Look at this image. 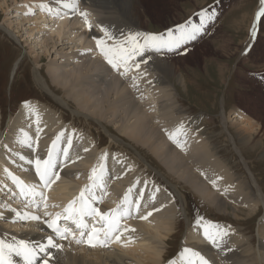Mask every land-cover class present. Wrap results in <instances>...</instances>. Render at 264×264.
<instances>
[{
    "label": "bare ground",
    "instance_id": "bare-ground-1",
    "mask_svg": "<svg viewBox=\"0 0 264 264\" xmlns=\"http://www.w3.org/2000/svg\"><path fill=\"white\" fill-rule=\"evenodd\" d=\"M39 1L40 0H29V10L32 8V10L40 9L43 12L46 11L45 13L48 14V18L60 17L62 20L60 21L57 19L58 22L51 26V28L54 26L56 27L55 33L58 34V36L65 33L66 30L64 27L67 26L68 28L69 24H72V26L77 28L84 38L88 39V44H86V40V46L82 44L83 47L81 46V48L79 44H73V39H70V42L67 43L69 46L71 45L69 52L72 55L69 56L65 54L67 58L65 59L66 62L64 61L65 64L62 66L63 73H58L54 76L53 72L50 74V70H46L51 75L54 82L53 84L60 87V90L64 91L66 99L64 96H58V94L54 92L56 89L50 87V75L46 76L39 68H35L34 80L37 86L39 88L41 87L46 92L51 93L55 98V102L60 104L62 108L61 111L59 110V107H56L55 109L52 107L49 109L47 103L37 100L27 101L30 104L29 107V104H26V101H24V106L21 108L22 112L18 118L19 124L12 127L11 133L9 134L15 142V144L11 143L14 145L12 151L7 152L9 146V144H6V142H8L7 139L0 142V148L2 147L4 152H6L4 154L6 157L4 158L2 154H0V179L3 181L8 180L7 184H9L11 180L10 183L14 184L12 175L6 174V171L9 167V156L12 155L11 159L18 160V157L15 156V149L31 151L34 154L32 160L37 157L46 159L56 136L63 131L65 133L64 137H62L56 144V151L59 153L57 171L60 173V178L55 181L51 189H44L49 199L48 204L50 205L47 211L56 210L58 212L70 201L78 197L81 190L86 185L92 183L90 180L92 168H99L101 164H103L105 166L103 185L94 188L93 192L96 195H101L103 198L104 196L107 197L105 201L106 205L112 204L102 207L106 212L110 209L117 208L118 206H123L124 198L127 195L129 200L133 202L130 215L131 218L126 221V224H123L130 227L128 222L132 219L135 220L136 223L134 225L139 229V236H136V239L132 237L131 239L128 236L130 232H126V235L124 234L119 242L113 243L114 246L108 250L114 249V251L109 252L111 254L108 255V257L104 255L105 253H108L106 250H89L83 247L80 250L83 253H79L80 251H77L80 248L79 246H75L69 242H61L60 244L63 245L61 251L51 250L54 253L55 264H131L135 260L138 261V264H165L168 261L165 260V258L169 256V253L171 252L168 251L170 250L169 241L172 240L171 238L174 236V233L178 232L180 221H176L178 219L172 220L170 216L172 211L170 212L169 209V202L166 196L167 192L162 188H158V186L153 183L154 181L146 179L145 175L140 173V171H133L132 162L121 158L122 155L115 151L118 149L128 156L130 155L136 160L138 159L139 163L142 162L147 164L149 172L159 173L160 176L164 174L165 177L164 170L171 175L173 173L179 174L178 172L180 168L185 167L187 169L186 175L185 170H182V174L178 175L180 181L185 185L184 189L189 187L194 195H196L201 201V197H203L204 202L211 201L212 204H214V211L218 213H233L237 217L247 215L246 217L249 219L252 216V213L255 212V209H250L249 206L252 202L256 203V209L259 207L264 209V191L262 186L257 182L252 168H249V162L246 160L245 153L241 151V148L237 147V141H239L240 144L249 145L251 148L258 147V143L263 142L262 140L254 139L255 131L257 134L259 132H264V122L262 124V120L254 114V112L258 110L264 113V110L261 109L262 107H259L260 109L257 108V104L259 103L256 105L253 103L251 105L252 108L249 106H245V108L249 113H253V117L259 122V124H261V127L260 125L256 128L254 125L249 127V123L246 124L242 122L244 117L239 114L244 113L237 110V107L235 108L234 112L237 114V116L235 115V123L237 122L238 124V136H235L229 130L228 124L231 123L233 119L228 118L227 114H225V106H222L223 110L220 113L222 121L221 125L223 126V130H225L224 132H221V134L226 133L228 136L227 139L234 147V150L239 152L240 161L246 167L249 177L246 175H243L244 177L240 174L238 175L236 171V173L230 172L234 167L230 165L229 158V162L224 160L227 163L222 162L220 156L218 158L217 153H219L218 150L220 146L216 145L214 141L220 134H216L207 129V123L211 122L209 119L210 117L203 113L199 116L193 115L194 117H192L190 116L191 114H182L184 111H178V108L175 109L176 104L179 102L177 99L175 100L174 95L172 96L171 90H175L176 94L179 95L180 92L176 83H173L171 78L177 80L176 82L180 85H184L186 87L185 90L189 92V87H191V85L188 83V80L182 71L183 65H189V59L194 58L193 56L197 51V53L203 55V59H205L209 51L208 44H212L213 39L203 40L204 42L199 43L201 44H198L199 46L192 44L195 48L187 54L181 51V55L165 57L162 52L156 53L154 51H148L144 54L143 59L147 62L141 63L142 69L140 68L138 71L134 69L128 74V76H122L107 64L99 52L96 40H107L104 29H107L108 33L115 37L116 40L121 39L122 36L127 35L129 32L148 33V29L146 28L148 24V20H146V12L139 0H79L78 9L74 10L75 13L86 11L88 14V20H93L98 23L99 31H95L93 27L89 29L84 18L80 15L69 20L66 17L68 16L66 12L71 11L73 8L66 7L67 11H59V15H57L55 7H65L66 0ZM1 9L2 4L0 2V11ZM15 16L18 15L15 14ZM248 16L249 10L245 11L243 15L239 17L241 19L236 21L238 24L237 27L241 24H244L245 26L249 18ZM42 19L43 18H41V20ZM64 19L69 20L68 22L70 23H66L63 21ZM36 22L38 23V21ZM92 26L95 25L92 24ZM262 29L264 31V23L261 24L259 36H261ZM217 32H219V28H217ZM42 42L43 41L41 40V43ZM107 42L111 44L116 41L107 40ZM251 42L252 37L246 46H249ZM246 46L243 48L245 49ZM231 47L232 40L226 37L224 39V44H221V49L226 50L225 53L227 56H229L230 53H233ZM87 52H89L91 56L84 57ZM242 53H244V51ZM242 53L239 52V56H243ZM139 59L140 58H137V60ZM43 60L44 57L38 56L37 63L38 61ZM73 64L75 66H73ZM219 72L220 76L218 75V81H222L223 83L225 80V67ZM60 76L65 79V82L60 80ZM132 76L139 77L136 81V87L132 86ZM212 80L215 79L213 78ZM60 82L62 83L59 85ZM188 84L190 86H188ZM151 87H154V89L150 91ZM143 93L144 95L139 99L140 103L134 101L136 96L142 95ZM153 97H157L158 100H155ZM170 99L174 100L172 101L173 103H166ZM152 100L154 101L150 104ZM69 101L73 103L75 102L74 104H76L77 107L72 109V104H70ZM65 107L69 110L71 109V113L76 115L75 117L77 118L82 117L89 121V119H91L90 117L96 118L94 116H99L102 120L105 119L104 122L100 119L99 123L101 127L105 128L106 132L110 133L111 141L108 144V149L105 147L106 145L104 146L105 149H100L101 147L99 145L101 144V139L96 134L92 135L89 132V129L85 131L73 126V123L65 124V121L63 120L64 118L61 115V112L64 113L63 109H65ZM169 107H171V109H169ZM90 108H94L93 114L88 111ZM138 108H140L139 111L148 108L146 110H151L152 113L150 115L145 114V119L140 124L138 123L139 125L136 126V128L132 127L131 130L129 129L130 131L128 130L129 132H125L123 127H127L125 124L126 120H128L130 115H136V110ZM167 110L168 113L166 112ZM124 111L125 115L120 116L121 118L119 120L116 118L109 119V117H107L108 114L124 113ZM2 112L4 111L2 110ZM2 112L0 116V128L3 127L2 119L4 115ZM157 113L162 116V119ZM244 115L245 117H248V115ZM160 120H162V122H160ZM80 122L82 121L80 120ZM117 122H121L120 126H116L117 132L123 134L121 136L119 135V137L116 133H112L114 132L113 129H110L111 125L117 124ZM181 123L184 124L187 130L184 148L173 143L167 134L168 131L174 130ZM249 129L252 131V138L250 133H248ZM162 135L166 137V140H161ZM203 137L204 140L208 139V142L210 140L209 145H212L214 152L209 154V149L206 151V148L210 147L208 146V143H206L207 146L204 145L202 142ZM68 139L72 140V148L69 150V159L65 160L62 155V150L67 147L66 141ZM25 140L32 145L31 148L28 147ZM137 144L140 145L141 148H144L148 154L145 155L140 148H137ZM96 145L98 147H96ZM204 146H206V148H204ZM105 153H107V159L102 161L101 156ZM138 155H141L142 157ZM148 155L157 161L159 164L158 167L154 166L153 168L152 164H150L151 162L147 159L148 157L146 158ZM222 159L225 158L223 157ZM21 164L22 165H20V162H15L12 166H14L15 170L21 169L18 168L17 165H20L25 169L27 168L26 170L30 172L28 173L26 170L25 171L29 176L22 175L16 177L26 184L36 185L37 190H39L42 182L39 180V176L35 173V165L32 167L27 161H25V163L21 162ZM232 164H234V162ZM223 166L227 167L228 171H221ZM82 169H84V171L86 170L87 173L83 174ZM161 170H163V172H161ZM210 179L215 183L209 181ZM236 182L241 184L238 188L234 187ZM157 188L159 191H156ZM52 189L54 190L51 196ZM167 189L174 194L175 201L180 207L179 210L183 211L184 214H189L187 195L182 193L180 188L174 184L172 185V188L168 187ZM153 193H155L154 198L152 196ZM109 194H112L115 197V199H112L113 201H111L110 198L111 202L108 200ZM120 199L121 202H119ZM137 201L140 203L139 210L135 207V202ZM209 204L211 203L209 202ZM98 205L100 206V203ZM156 206L158 211H154ZM96 207L98 206L96 205ZM241 207L247 208L244 210L241 209ZM208 208V210H211L210 207ZM0 212L4 213L2 210ZM148 212H152V215L148 216L147 219H142L141 217L147 215ZM2 216H4V218L0 217V239L7 241L9 235L8 230H12L21 235L23 237L22 239L37 240L36 243H40L41 241H44L47 236H50L48 234L49 231H46L45 227L40 223H27V226H24L25 228L22 226L21 229L18 230L17 227L12 228V226H18L10 223L12 216L9 214ZM204 218L211 221H218V219L212 218L207 214ZM192 223L195 224L194 221ZM194 224H192V226H196L197 232L203 234V229ZM219 225L228 230V234L224 237L221 249L214 247L207 239L198 241L192 232L193 227L184 246H192L198 249L197 251L209 261V264H264L263 258L261 257L263 254L261 251H264V238H262L264 237V233H259L260 239L258 240L257 249L256 241L254 240L255 237L247 236L244 238L242 237L244 236L243 234H241V237H238L237 233L234 234L232 232V230L235 231L234 228H230L232 225L228 226L225 222H219ZM259 225L260 226L258 227L263 228L264 230V216ZM165 227H168L169 229H167V231L164 230V232L163 229ZM244 233L246 234V232ZM11 239L12 242L17 240L14 236H11ZM54 239L56 240L55 237ZM130 239L131 242L128 243L127 246H124L125 242ZM144 240H148V242H145ZM139 250L140 252L142 250V252L140 253ZM181 252L182 251L179 250V253L173 258L175 264H181ZM128 256L132 257V261ZM137 256L139 258H137ZM14 260L17 264L22 263L20 257H14ZM42 261L43 260H39L38 263L43 264ZM49 264H53V261L49 260ZM168 264H170V262Z\"/></svg>",
    "mask_w": 264,
    "mask_h": 264
},
{
    "label": "rangeland",
    "instance_id": "rangeland-1",
    "mask_svg": "<svg viewBox=\"0 0 264 264\" xmlns=\"http://www.w3.org/2000/svg\"><path fill=\"white\" fill-rule=\"evenodd\" d=\"M28 1L29 0H1L0 1L2 4V9L0 11V103L3 106L2 110L4 112L2 113L5 117H7V118L3 117L2 119L3 127L0 128V142L7 139L8 142H6V144H9V143L15 144V142L12 140L9 134L11 133V128L19 124L18 118H19L20 113L22 112L21 108H23L24 106L23 104L24 102H22V101H25L24 99H26V101H32V100L43 101L48 104L49 109L52 107L54 109L56 107H59L60 109L59 108L58 109L61 111L62 106L55 102V98L53 97V95L49 92H46L41 87L39 88L37 86L34 80L35 68H39L40 71H42V73L45 74L46 76L52 74V72L54 76L57 75L58 73L62 74L63 73L62 66L66 62L65 61V59L67 58L66 55H69V56L72 55L69 52L71 45L69 46L67 42H70V39H73L74 41L73 44H79L80 47L81 46L83 47V45L86 46V44H88V39L84 38L80 34L78 29L72 26V24H69L70 29L69 27L67 28V26L64 27L66 30L65 33H62L60 36H58V34L55 33L56 27L54 26L51 28V26H53V24L58 22L57 19H59L60 21L62 19L57 18V17L56 19H53V18L50 19L47 17L48 14L45 13L46 11L43 12L40 9L32 10V8H30L29 10ZM139 1L143 9L146 12V20H148V24L146 28L148 29V33H152V32L166 33L168 29L170 28L176 29V27L180 24H185L186 26H189V23L193 21V19L191 16L190 17H187V16H189L193 11H195V9L197 10L198 8L204 5L212 3L213 0H209V1L208 0H148V1L139 0ZM237 1L239 2V4H241L240 8L234 12L231 11L228 14L224 13L220 23L217 26V28H219V32H217V28L214 29L213 35L211 38L213 39L212 40L213 42L212 44L211 43L208 44L209 46L208 54L209 55L207 54L206 58L203 59V55H200L199 53H197L198 51L196 50L197 52L193 56L194 58L189 59V65L187 66L183 65L182 71L184 72L188 80V83L191 85V87H189V92L185 90L186 87L184 85H180L178 82H176L177 80L171 78L172 82L176 83L177 88L180 92V95L176 94L175 90H171V94L172 96L174 95L175 100L177 99V101L179 102L178 104H176L175 109L178 108V111H182V112L184 111L182 114L184 113H186L187 115L191 114L190 116L194 117V116H199L201 113H203L204 115H207L208 117H210L209 119L211 122L207 123V126H206L207 129L210 130L211 132H215L216 134L217 133L220 134L218 135L217 138H215L216 140L214 141L216 145L220 146L218 150L219 153H217L218 158L220 156V159L222 160V162H225L224 160L229 162L230 160V165L234 167V169L232 170L229 169L230 172L234 173L236 171L238 175L239 174L241 176L246 175L247 177H249L246 167L240 161L239 152L234 150V147L231 145V143L227 139L228 137L227 134L226 133L221 134V132L225 131L223 130V126L221 125L222 121H221L220 113L223 110L222 106H225V114H227V117L233 119V121L228 124L229 125L228 127L231 133L234 134L235 136H238L237 135L238 124L237 122L235 123V120H236L235 115L237 116V114L234 112L236 107H237V110H239L241 113L248 115V117H245L244 114H239L244 117L242 119V122L246 124L249 123V127H252L254 125L255 128L258 127V125H260L261 127V124H259V122L253 117L252 115L253 113H249L246 110L245 106H249L250 108H252L251 105L253 103L255 105L259 103L257 104V108L260 109L262 107L261 109L264 110V96H263L264 95V31L262 29L261 36H259L260 27H261L260 20H259L260 22L258 24V32H257L258 38L254 43L252 42L250 43V45H252L253 47L251 48L252 49L251 53L246 57L239 56V52L242 53L245 50L243 47L246 45V42H247L246 41L247 34L248 36H250L252 24L256 20H258L257 17H258L259 9H257V7L260 8V4L256 3L257 2L256 0H237ZM39 2H45V0H40ZM202 2L204 4H201ZM246 8H250L249 16H248L249 17L248 23L251 19L250 16L252 14V9H254L253 15H252L253 19H252V22L250 24V27L247 33H246L247 27H242V24L239 25V27L232 25L233 23H235L237 19H241L239 17H241L242 11L245 10ZM197 11L193 13H197ZM15 14L18 16H15ZM41 18L43 19L41 20ZM36 21H38V23ZM63 21H65L66 23H70V22H67L65 19ZM248 23L246 22L247 26H248ZM96 27L95 29L98 30L99 26L97 28ZM226 37L232 40L231 50L233 51V53H230L229 56H227V54L225 53L226 50L221 49V44L222 45L224 44V39ZM41 40L43 41L42 43H41ZM86 40H87V43H86ZM192 48L193 46H190L188 50H191ZM237 48L239 51L237 50ZM162 53L165 57L173 56V54H175V53H166L163 51ZM256 55H259V56H256ZM38 56L44 57V60L38 61L37 63ZM86 56H91V54L87 52L85 53L84 57ZM73 66L75 65L73 64ZM223 67H225V72H224L225 80L222 83V81H218V75L220 73L219 71H221ZM46 70H50V74ZM213 78L215 80H212ZM60 80H62V82H65V79H63L62 76H60ZM62 82H60L59 85ZM53 83L54 82L50 75L49 76L50 87H52V89L57 90V92L56 90L54 92L58 94V96H64L66 99L64 91L60 90V87L55 86ZM189 84L188 86H190ZM153 89L154 87H151L150 91ZM143 95L144 93L142 95L136 96V98H134V101L140 103L139 99ZM153 98L155 100H158L157 97H153ZM153 101L154 100H152L150 104H152ZM172 101L174 100L170 99L166 103L171 102L170 104H172L173 103ZM20 103H22L23 105H21ZM74 103L70 102V104H72L71 105L72 109L77 107L76 104ZM1 104H0V116H1ZM55 104H57L58 106ZM139 109L140 108L136 110V115H130L128 120H126L125 124L127 125V127H123L125 132H127L129 129L131 130L132 127L136 128V126H138L145 119L144 118L145 114L150 115L152 113L151 110H146L148 108H145V110L141 109L140 111ZM169 109H171V107H169ZM70 110L67 107H65V109H63L64 113L61 112V115L64 118L62 119L65 121V124L73 123L72 124L73 126L81 128L85 131L89 129V132L92 135L96 134L101 139L100 140L101 144L99 145L101 147L100 149H103V148L105 149V147L108 149V144L111 141V136L109 135L110 133L106 132L105 128L101 127L99 120L100 119L102 120V118H100L99 116L97 117V116L92 115L94 113L93 112L94 108L92 109L90 108V110H88L90 113H92L88 115L94 116L96 118L90 117L91 119H89V121L82 117L81 118L75 117L76 115L71 113ZM168 110L166 111L167 113H168ZM254 114L257 115V117H259L262 120V124H263L264 113L258 110L254 112ZM124 115H125V111L124 113L120 112L118 114H114V113L108 114L107 117H109V119L116 118L117 120H119L121 118L120 116H124ZM160 117L162 119V116ZM79 119L82 122H80ZM102 121L104 122L105 119ZM160 122H162V120H160ZM120 124L121 122L120 123L117 122V124H112L110 127V129L114 130V132L112 133H116L118 137L119 135L120 136L123 135L117 132L116 126H120ZM248 133H250V136L252 138V135H251L252 131L250 129L248 130ZM255 138L256 140L263 141L262 143H258V147L251 148L249 145L240 144L239 141H237V147L241 148V151L245 153L246 160L249 162V168L250 167L252 168L254 175L257 179V182L261 184L262 189L264 191V156H263L264 132H259L257 134V132L255 131L254 139ZM161 140L163 141L166 140V137L162 135ZM202 142L204 143V145L208 143V146L210 148H206L207 145L204 146V148H206V151L207 149H209L208 150L209 154L211 152H214L212 149L213 148L212 145H209L210 140L208 142V139L204 140V137H203ZM96 147L98 146L96 145ZM136 147L140 148V150L145 155L148 154L147 151L144 148H141L140 145L137 144ZM115 151H117L116 153H119L120 155H122L121 158H123L124 160L126 161L130 160L132 162L133 171L134 170L140 171V173L145 175L146 179L154 181L153 183H155L158 186V188H162L167 192L166 196L169 202L168 203L169 209H170V212L172 211L170 216L172 220L178 219L176 221H180L178 232L174 233V236H172L171 238L172 240L169 241L170 250L168 251H171V252L169 253V256L167 257L172 256V254L176 252L178 254L179 250L183 251V249L186 247L191 248L195 251L198 250L192 246H184V244L187 241L186 239L188 238V235L190 234L192 227H193L192 232L194 233L198 241L206 239L202 233L197 232L196 226H192V224H194L192 222L195 220L196 216H200L204 218L206 214L212 218L218 219V221H212L216 224H219V222H225L228 224V226L232 225L230 226V228L235 229V231L232 230V232L234 234L237 233L238 237H241V234L244 235L242 236L244 238L247 236L255 237L254 240L256 241V248L258 249L257 246H258V240L260 239V234L264 233L263 228L258 227L260 226L259 224L263 219L264 209L261 207L256 209L255 202H252L249 205L250 209H255L254 210L255 212L252 213V216L249 219L246 217L247 215L239 216L240 217L239 218L235 216L233 213H228L229 215L221 213V212L218 213L214 211V204H212L211 201H209L211 204H209V202L207 201L204 202L203 197H201L202 199L201 201L196 195H194V193L190 190L189 187L188 188L186 187L184 189L185 185H183V183L180 181V179L178 178V175L182 174V170H185V175H186L187 169L185 167L180 168L178 172L179 174L173 173L171 175V174L166 173V171L164 170L165 177H166L165 178L164 174L160 176L159 173L157 174L155 172L156 173L155 174V173L149 172V170L147 169L148 165L142 162L139 163L138 159L136 160L134 157L132 158V156L126 155L122 151H119V149ZM14 152H15V156L18 157V160L11 159L12 155L9 156V161H10L9 167H8L9 175L11 173H19L23 175L28 174L30 171H27L20 165H22L21 162L25 163V161L29 162L30 160H32V156L34 154L29 150L24 151V150L15 149ZM5 153L6 152H4V150L1 147L0 154H2L3 158L6 157L4 156ZM138 156L142 157L141 155H138ZM223 157L225 159H222ZM146 158L149 160V162H151L150 164H152L153 168L154 166L156 167L159 166L157 161L154 158L152 159L150 155L146 156ZM15 162L16 163L20 162V165H17L18 168H21L20 170H15L14 166H12L13 163ZM233 162L234 164H232ZM30 165L34 167V163H30ZM82 171H83L82 172L83 174L87 173L86 170L84 171V169H82ZM221 171H228V169L227 167L223 166L221 168ZM161 172H163V170H161ZM150 173L153 175H151ZM5 181L0 179V182H1L0 183V194H1L0 195V211L2 210L4 212V213L0 212V217L4 218V216L2 215H7V214L12 216L10 223L18 225L14 227L12 226V228L17 227V229L19 230L21 229L22 226L23 227L27 226V224L22 225L16 222H12L13 219L15 218L14 213H13L14 207L18 206L14 201H15V198L18 196V190H20V188L16 186L17 184L15 181H14L15 185L12 183L7 184L8 180H5ZM209 181L213 183L212 179H210ZM172 183L176 185L177 187H179L182 193L187 195L189 214H184L183 211L179 210L180 207L179 205H177L175 201L174 194L167 189L168 187L172 188V185H173ZM234 185H235L234 186L235 188H238L241 184L239 182H236ZM53 190L54 189L51 190V196H52ZM108 197H109L108 198L109 201H110V198H111V201H113L112 199H115V197L112 194H109ZM7 198H8V201L10 200L12 201V206L11 208L6 209V211H4V206L6 204L2 207L1 205L5 201H7L5 200ZM104 198H105L104 202L102 201L103 207L108 205V204L107 205L105 204L107 197H104ZM36 199L39 200V197H37ZM19 204L21 203L19 202ZM109 205H112V204H109ZM6 206L8 207V205ZM208 207H210L211 210H208L209 209ZM245 208L247 207H241V209H244V210ZM155 209H157V206ZM204 220L211 221L205 218ZM129 222L128 224L130 225V228L135 229V231H130V234L128 236L130 238L132 237L136 239V236H139L138 235L139 229L136 228V226L134 225L136 223L135 220L131 219V221ZM123 223L126 224L125 221H123ZM188 225L190 228L188 227ZM167 229L169 228L165 227L163 231L164 230L167 231ZM8 232H9V235H8L7 242H12L11 236L16 237L17 240H20L23 238L21 235L17 234L16 232L12 230H8ZM244 232H246V234ZM144 241L148 242V240H144ZM69 243H72V242H69ZM80 250L81 248H79L77 251L79 252ZM106 251H108V253H105L104 255L108 257V255L111 254L109 252L114 251V249L106 250ZM121 251H124V250H121ZM261 252L263 253L261 257L263 258V263H264V251H261ZM79 253H83V252L80 251ZM129 258H131V261H132V257H129ZM137 258L139 257L137 256ZM171 262H174V259H172ZM131 264H138V261L135 260Z\"/></svg>",
    "mask_w": 264,
    "mask_h": 264
},
{
    "label": "snow or ice",
    "instance_id": "snow-or-ice-1",
    "mask_svg": "<svg viewBox=\"0 0 264 264\" xmlns=\"http://www.w3.org/2000/svg\"><path fill=\"white\" fill-rule=\"evenodd\" d=\"M79 0H66L65 7L78 9ZM50 10V9H49ZM204 20H212L215 18V13L205 10ZM59 15V13H57ZM79 15L84 18L85 23L89 29L92 28L91 22L88 20V14L84 11H80ZM262 23H264V0H260V8L257 17ZM204 20H201L199 24H192L186 26L180 24L176 29H168L166 33H141V32H129L127 35L122 36L121 39L116 40L107 29H104L107 40H115V43L109 44L106 39H97L96 44L100 54L114 70H116L122 76H128L134 69L139 70L141 63H146L143 59L144 54L148 51H154L156 53H177L183 51L185 54L191 44L195 43L207 33ZM255 26L252 29L250 35H255ZM137 58H140L137 60ZM133 87H136V81L139 79L137 76H132ZM29 104V102H25ZM30 107V104H29ZM168 137L173 143L179 147L184 148L187 137V130L183 123L178 125L174 130L167 132ZM65 133L62 131L56 136L53 141L51 150L48 153L46 159L39 157L34 160H30L29 163H34L35 173L39 176V180L42 182L39 190L36 185H29L24 183L16 176H12V179L20 188V195L30 204L34 205L37 209L43 207L45 210L43 215L46 219L43 220L48 228L53 230L56 236L61 237L62 240H67L69 236L77 244H86L89 247H108L112 242H119L121 235L126 232L135 231L123 224L130 215L132 208V201L129 200L126 195L124 198V205L117 208L110 209L107 212H102L99 207L95 206L97 200L102 197L97 196L93 189L102 186L104 182L103 173L105 166L101 164L99 168H92L91 170V184L86 185L80 192L79 196L70 201L64 208L63 212H57L55 214L47 211L48 197L44 189H51L52 185L58 180L59 174L57 171L59 153L56 151V144L64 137ZM74 135V133H73ZM182 137L184 138L182 140ZM28 147L32 145L25 140ZM67 147L62 150V155L65 160L69 159V150L72 148V140L66 141ZM87 151V149H86ZM107 159V153L101 156V160ZM215 183V182H213ZM156 191H159L157 188ZM142 195V194H141ZM153 198L155 193L152 194ZM39 197V200L36 198ZM55 206V205H52ZM137 210L140 208L139 201L135 202ZM158 211V209H154ZM15 215L20 220L40 221L41 216L30 212L23 214L16 212ZM152 212H148L147 215L141 217L147 219L151 216ZM91 218L94 223H90ZM61 221H64L62 226ZM67 222H71L78 230L73 231L71 227L67 226ZM195 224L203 229L204 237L216 248L221 249L224 237L228 234L226 228L221 227L212 221H205L203 217L196 216L194 220ZM99 225V227L97 226ZM126 241L124 246H127ZM61 251L63 245L58 243L53 236H47L45 242L33 243L30 240L20 239L13 242H7L4 239H0V264H17L14 257H20L23 260V264H36L37 260L43 257V264H49V260L55 264L54 253L51 251ZM181 264H209V261L199 252L191 248H184L180 253ZM175 264V262H170Z\"/></svg>",
    "mask_w": 264,
    "mask_h": 264
},
{
    "label": "crops",
    "instance_id": "crops-1",
    "mask_svg": "<svg viewBox=\"0 0 264 264\" xmlns=\"http://www.w3.org/2000/svg\"><path fill=\"white\" fill-rule=\"evenodd\" d=\"M209 1V0H208ZM230 0H213L212 1V3H209V4H207V5H204L203 7H201V8H199V9H197V10H199V11H197V10H195V11H193V12H196L197 11V13H191L189 16H187V17H192V19H193V22L195 23V24H199L200 22H201V20H204V16H205V10H208V11H210V12H214L215 13V18L214 19H212V20H204V23H205V27L206 28H210L211 26H213L214 24H219L220 23V21H221V19H222V17H223V15H224V13H229V12H234V11H236V10H238L239 8H240V6H241V4H239V2L237 1V0H233V2L232 1H230ZM257 2L256 3H258L259 1L258 0H256ZM204 2V1H203ZM201 3V4H204V3ZM207 2V1H206ZM223 3V4H222ZM238 5V6H237ZM247 10H249L250 11V8H246L245 10H243L242 11V13H241V15H243V13L245 12V11H247ZM201 11H203V12H201ZM253 11H254V9H252V14H251V19H250V21H249V23H248V20H247V23H248V26L246 25V26H244V24H242V27H247V30H246V33H247V31H248V29H249V27H250V24H251V22H252V19H253V17H252V15H253ZM195 16V17H194ZM237 20H239V19H237ZM236 20V21H237ZM236 21H235V23H233L232 25L233 26H238V24L236 23ZM261 24H262V22H261ZM258 21H256V23H255V30L257 31V28H258ZM253 26V27H254ZM253 29V28H252ZM212 38V37H211ZM211 38H208V39H211ZM250 39H251V37L250 36H248V34H247V38H246V44L250 41ZM205 40H207V39H205ZM204 40V41H205ZM203 40L202 41H198V43L196 44L195 43V45H198L199 43H202V42H204ZM244 44V43H243ZM246 46V45H245ZM173 55H181V53L180 52H178V53H175V54H173Z\"/></svg>",
    "mask_w": 264,
    "mask_h": 264
},
{
    "label": "trees",
    "instance_id": "trees-1",
    "mask_svg": "<svg viewBox=\"0 0 264 264\" xmlns=\"http://www.w3.org/2000/svg\"><path fill=\"white\" fill-rule=\"evenodd\" d=\"M1 104V103H0ZM2 105V104H1ZM5 117V116H4Z\"/></svg>",
    "mask_w": 264,
    "mask_h": 264
}]
</instances>
